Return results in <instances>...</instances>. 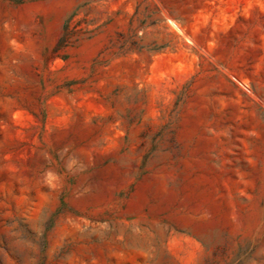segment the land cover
Listing matches in <instances>:
<instances>
[{"label":"rangeland","instance_id":"374dc122","mask_svg":"<svg viewBox=\"0 0 264 264\" xmlns=\"http://www.w3.org/2000/svg\"><path fill=\"white\" fill-rule=\"evenodd\" d=\"M0 264H264V0H0Z\"/></svg>","mask_w":264,"mask_h":264},{"label":"bare ground","instance_id":"6f19581e","mask_svg":"<svg viewBox=\"0 0 264 264\" xmlns=\"http://www.w3.org/2000/svg\"><path fill=\"white\" fill-rule=\"evenodd\" d=\"M174 22V21H173Z\"/></svg>","mask_w":264,"mask_h":264}]
</instances>
